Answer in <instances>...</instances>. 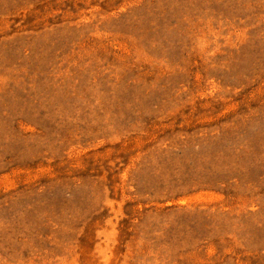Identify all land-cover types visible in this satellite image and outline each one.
<instances>
[{
    "label": "rangeland",
    "instance_id": "1",
    "mask_svg": "<svg viewBox=\"0 0 264 264\" xmlns=\"http://www.w3.org/2000/svg\"><path fill=\"white\" fill-rule=\"evenodd\" d=\"M0 264H264V0H0Z\"/></svg>",
    "mask_w": 264,
    "mask_h": 264
}]
</instances>
